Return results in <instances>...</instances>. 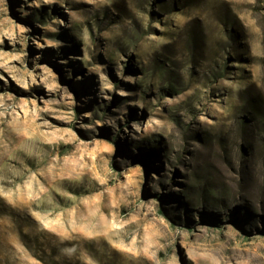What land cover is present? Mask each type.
Masks as SVG:
<instances>
[{
    "label": "rangeland",
    "instance_id": "obj_1",
    "mask_svg": "<svg viewBox=\"0 0 264 264\" xmlns=\"http://www.w3.org/2000/svg\"><path fill=\"white\" fill-rule=\"evenodd\" d=\"M0 264H264V0H0Z\"/></svg>",
    "mask_w": 264,
    "mask_h": 264
},
{
    "label": "trees",
    "instance_id": "obj_2",
    "mask_svg": "<svg viewBox=\"0 0 264 264\" xmlns=\"http://www.w3.org/2000/svg\"><path fill=\"white\" fill-rule=\"evenodd\" d=\"M143 163L146 164L147 162L145 160H143Z\"/></svg>",
    "mask_w": 264,
    "mask_h": 264
}]
</instances>
